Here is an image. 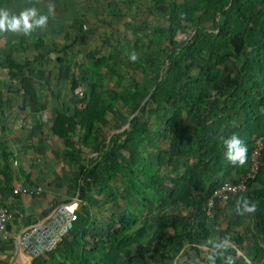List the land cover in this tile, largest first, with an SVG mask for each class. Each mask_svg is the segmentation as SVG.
<instances>
[{
	"label": "trees",
	"instance_id": "1",
	"mask_svg": "<svg viewBox=\"0 0 264 264\" xmlns=\"http://www.w3.org/2000/svg\"><path fill=\"white\" fill-rule=\"evenodd\" d=\"M59 1L38 3V16L48 17L40 35L14 36L0 48L11 76L0 81V170L8 172L0 194L23 196L13 188L4 109L30 103L45 113L35 126L61 175L50 205L80 200L72 227L32 264H184V256L210 264L212 255L215 264H264V150L247 191L216 200L208 214L217 189L245 178L264 136V0H150L158 24L125 21L124 30L112 23L129 12L111 6V31L94 49L98 14L89 21L86 7L70 28L66 17L55 26ZM49 28L62 45L47 43ZM231 63L236 92L215 97L228 88ZM233 134L247 145L243 166L225 156L221 138ZM47 187L46 178L28 177L26 188L40 190L31 197L47 199ZM243 198L255 212L237 213ZM221 242L226 247H214Z\"/></svg>",
	"mask_w": 264,
	"mask_h": 264
},
{
	"label": "crops",
	"instance_id": "2",
	"mask_svg": "<svg viewBox=\"0 0 264 264\" xmlns=\"http://www.w3.org/2000/svg\"><path fill=\"white\" fill-rule=\"evenodd\" d=\"M38 3H44V0H10L8 2V7H10L8 11L11 15H19L22 11L28 8H35L37 10V13L43 14L42 8L38 6ZM113 6L118 11L119 8H122L123 11L126 13L129 12L130 18H123L121 19V22L125 24V21H130L131 23L133 21L140 23H144V16L149 12H147L146 8L151 9L152 4L150 0H60L59 6L55 8L51 12L53 18L60 17V20H53L51 24L57 26L58 24H63V18L66 17L69 20L68 26L70 28L71 22L76 20L82 19V15H85V12L83 11L84 8L89 7L87 16L85 17L89 21L91 20V16H95L93 19V23L102 22L101 16L104 15V17L110 16V8ZM153 9V8H152ZM120 12V11H119ZM48 12H45L47 14ZM121 13V12H120ZM119 13V14H120ZM128 14V13H127ZM100 15V16H99ZM121 16V15H119ZM92 17V18H93ZM100 19V20H99ZM104 23V21H103ZM151 23V21H150ZM48 27L44 28H36L33 33L27 36H35L37 37L39 34V31H44ZM8 36H5L4 42L0 44V48H5L7 42L13 38L15 40L14 36H21L23 34L15 33V32H8ZM46 41L47 43L51 44L54 42H57L58 44L62 45L63 38L60 35H57L52 32V29L49 28V32L46 34ZM32 46V45H31ZM33 47V46H32ZM4 54V53H3ZM2 54V55H3ZM0 54V56H2ZM233 64V65H232ZM236 63H231L230 67L235 69L229 68L224 75V80L228 84V88L218 87L215 94V97H221L224 93H227L225 89L228 91L230 90H236V84L238 77V65H235ZM1 79V78H0ZM231 88V89H230ZM236 92V91H235ZM13 123L12 122H6L4 121L1 125H7L8 128L11 127ZM24 128L23 124H19L18 127ZM32 126V125H31ZM12 127H15V125H12ZM190 124L187 126V129L189 130V136H192L195 132V126L190 127ZM9 131V129H8ZM30 130H18L16 131L11 139L13 142L12 146H8L11 151L15 153L14 159L10 160V166L12 168L10 174L13 177V188L16 190L18 188H24L27 185L28 177H31L34 175L35 171H39L42 174H51L49 177V181L46 179V182L48 183V187L44 189L46 191V195H48L47 199H37L39 202L38 204L31 208L26 202V197L21 196L20 198H15L14 196L5 193L3 196L0 194V207L5 206L9 209V211L12 214V220L9 222L7 226V230L5 233L4 242L0 247V264H32V261L36 258L33 257V254L29 249L22 243V240H24V234L28 230L34 227L39 228H45L46 226L50 225V222H53L55 218L58 217V212L62 207L65 205H69L72 203L77 202L78 207L80 206V200H79V194L76 198H74L72 201L63 199L62 202L58 204L57 207H54V205H50L52 200L54 199L55 188L54 186L60 182V176L59 170H56L55 167H57L58 162L54 160L53 156L54 154L50 151H48L46 145H45V138L41 137L40 139L33 137H29L26 135V133L29 134ZM41 132V131H40ZM8 133V132H7ZM6 133V137L7 136ZM41 136V135H40ZM4 138V140L6 139ZM20 139L22 142L17 143L16 141ZM42 141V142H41ZM8 142V141H7ZM9 143V142H8ZM33 147V149L37 152L39 147H41V150L38 153L39 159L38 162L41 163V160L44 162H49V168H45L44 165L40 166V164H32V156L28 153L29 151L33 150L30 149ZM24 154H21L22 152ZM20 162V165L15 166L16 161ZM29 163L30 165H34L31 170H28V166L26 164ZM40 169V170H39ZM6 170H0V189L4 190V183L8 181L4 176L7 175ZM37 174V173H36ZM47 177V176H46ZM44 177V178H46ZM41 177L38 179L40 180ZM38 180L32 179V181L37 182ZM74 208V207H73ZM32 233L33 231H28ZM240 254V252H239Z\"/></svg>",
	"mask_w": 264,
	"mask_h": 264
},
{
	"label": "rangeland",
	"instance_id": "3",
	"mask_svg": "<svg viewBox=\"0 0 264 264\" xmlns=\"http://www.w3.org/2000/svg\"><path fill=\"white\" fill-rule=\"evenodd\" d=\"M183 0H179V2H182ZM8 2H10V0H0V9H5V10H7V11H11V10H9L10 9V7H8V6H6V5H8ZM147 9V8H146ZM121 19H123L122 17H119V19L117 20V21H114L112 24H113V27L114 28H118V29H121V30H124V27H123V23L121 22ZM157 20V18L155 17V16H150L149 14L147 15H145L144 16V22L145 23H150V21L152 22V23H150V24H158V22L156 21ZM101 21H104V22H108V23H110V21H111V18H110V16H108V17H104V15H102L101 16ZM160 22V21H159ZM162 22H164V21H162ZM141 25V24H140ZM110 31H111V29H110V27L108 26V25H105V23H102V22H99L97 25H96V33H97V37L96 38H93V40L90 42V48L91 49H94L97 45H99L100 44V41H101V39L102 38H104V33H107V35L110 33ZM9 32V31H8ZM7 31H0V44L2 43V42H4V39H5V36L7 35L8 36V33ZM1 51V50H0ZM1 53V52H0ZM0 61H2V59H0ZM82 61H84V63H87L85 60H84V58H82ZM233 65V64H232ZM236 65V64H235ZM231 68V67H230ZM234 69H235V67H233ZM233 68H231V69H233ZM0 72H3V73H1V75H0V78H1V82H6V80H9V82H11V76L9 75V73L7 72V70L6 69H3L2 67H0ZM192 74H196L197 72H196V70H193L192 72H191ZM139 76L141 77V74H139ZM1 90H4V88H3V86H0V91ZM42 94H43V96H44V94L46 95L47 94V90H44V91H42ZM6 96H7V94H6ZM9 96V95H8ZM42 99V98H41ZM15 102V104H16V106H19L18 104H19V101L18 100H15L14 101ZM5 114H6V118H5V120L4 121H6L7 123L8 122H12L13 124L12 125H15V127H12V125H11V127L9 128V131H8V133H7V136L8 137H6V139H5V144H7V146H12L13 145V142L11 141V139H12V137L11 136H13V134L16 132V131H18V130H22V129H24V130H30V131H32L33 132V136L35 137V138H38V139H40L41 137H42V135L40 134V128L38 127V126H35V125H39L40 124V122H41V116H42V114H45V113H43V112H41L40 110H39V107L37 106L36 107V105H32V104H27L26 106H21V108L20 109H18L16 112H13V111H11L9 108H7V107H5ZM21 125V124H23L24 125V128H20V126L18 127V125ZM32 125V126H31ZM35 126V127H34ZM26 135H28V133H26ZM41 135V136H40ZM43 138V137H42ZM9 143H8V142ZM42 142V141H41ZM41 150V147H39V149H38V151L36 152L34 149L33 150H31V151H29L28 153L32 156V164H34V162L36 163V164H38L39 162H38V159H39V156H38V153H39V151ZM21 154H24L23 153V151L22 152H20ZM26 164H27V166H28V170H31V168L34 166V165H30L29 163H27V161H26ZM40 164V166H42V165H44L45 166V168H47V166H46V162H44V161H42L41 160V163H39ZM18 165H20V162L17 160L16 161V164H15V166H18ZM43 167V166H42ZM40 170V169H39ZM85 170H83V172H84ZM37 173V174H36ZM60 177H61V175H60V172H59V174H58ZM47 176V177H46ZM51 176V174H49V173H47V174H42V173H40L39 171H35V173H34V175L32 176V179L34 180V179H36V180H38L40 177H41V179L42 178H44V177H46V179L49 181V177ZM83 178H86L85 180H86V182H84V184H83V181H82V186H84L83 187V190H89V188H87V187H85V183L86 184H89V180H90V178L88 177V176H86L85 174L83 175ZM18 189H20V188H18ZM24 197H26V202H27V204H29L28 206L29 207H31V208H33V207H35L37 204H38V200L37 199H34L33 197H31V196H24ZM29 202V203H28ZM241 254V253H240ZM239 254V255H240ZM181 261H182V263H184V264H190V260H189V258L186 256H184V257H182L181 259H180Z\"/></svg>",
	"mask_w": 264,
	"mask_h": 264
},
{
	"label": "clouds",
	"instance_id": "4",
	"mask_svg": "<svg viewBox=\"0 0 264 264\" xmlns=\"http://www.w3.org/2000/svg\"><path fill=\"white\" fill-rule=\"evenodd\" d=\"M48 17L39 15L35 8H28L19 15H11L7 10L0 9V31H12L19 34L30 35L36 28H44L47 24ZM133 61L137 59L135 53L130 57ZM223 143L227 148L225 153L226 159L233 165L243 166L247 161V145L236 134L227 139H223ZM255 205H249L246 198L242 201L238 200L236 211L239 214L243 212H255ZM211 243V241H210ZM217 249L226 247V242L215 243ZM210 264H215V255L208 257ZM227 264H232L231 259L227 260Z\"/></svg>",
	"mask_w": 264,
	"mask_h": 264
},
{
	"label": "built area",
	"instance_id": "5",
	"mask_svg": "<svg viewBox=\"0 0 264 264\" xmlns=\"http://www.w3.org/2000/svg\"><path fill=\"white\" fill-rule=\"evenodd\" d=\"M264 150V136L258 137L256 139V148L251 156V163L249 171L247 172L245 178L237 183L227 182L224 183L219 189H217L213 195V197L210 199L208 204V214L211 215V210L215 204L216 200H228L234 196H237L238 194H241L248 189V183L252 180H254L263 164L262 160V152ZM16 194H22L23 196H33V195H39L40 190H33L29 188H20L15 190ZM67 210H69L70 206L65 207ZM77 210L70 211L71 213V222L77 220ZM12 220V214L9 211V209L5 206L0 207V247L4 242L5 233L7 230V226L9 222ZM66 225L65 216L62 215V213L58 214V217L54 219L53 222H50V225L47 226L48 234H58V232L61 230V228ZM25 232L24 238L26 241H28V233Z\"/></svg>",
	"mask_w": 264,
	"mask_h": 264
},
{
	"label": "water",
	"instance_id": "6",
	"mask_svg": "<svg viewBox=\"0 0 264 264\" xmlns=\"http://www.w3.org/2000/svg\"><path fill=\"white\" fill-rule=\"evenodd\" d=\"M66 206H70L69 210L65 208ZM78 208V203L75 202L69 205H65L60 209L58 213H62V215L65 216L66 225L61 228L58 234L54 233L49 235L47 226L45 228L34 227L28 230L33 232L28 235V241L24 239L22 240V243L29 249V251L32 252L33 257H38L44 251L52 250L58 244V242L61 241V238L73 225L71 222L70 211Z\"/></svg>",
	"mask_w": 264,
	"mask_h": 264
}]
</instances>
